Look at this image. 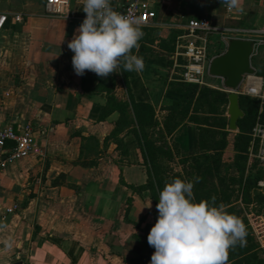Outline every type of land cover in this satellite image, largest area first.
Returning <instances> with one entry per match:
<instances>
[{
	"label": "crops",
	"instance_id": "obj_1",
	"mask_svg": "<svg viewBox=\"0 0 264 264\" xmlns=\"http://www.w3.org/2000/svg\"><path fill=\"white\" fill-rule=\"evenodd\" d=\"M45 1L0 0L7 16L0 32V129L30 122L43 152L9 162L0 172V264H138L149 253L147 235L157 213L149 193L133 189L148 180L138 141L131 127H118V111L107 114L101 76L73 70L67 44L86 15L83 0H67L56 13L46 10ZM149 1L163 38L179 36L191 19H209L220 30L212 37L215 57L228 40L242 38L241 31L264 25V0H240L241 10L230 12L221 0ZM128 2L110 0L116 11ZM154 43L150 53L136 48L144 68L133 71L128 88L162 121L182 100L174 88L179 58ZM252 59L256 73L264 70L261 50ZM115 73V96L128 101L117 68ZM206 82L215 90L224 86L218 77ZM169 140L181 156L201 153L194 123L186 121Z\"/></svg>",
	"mask_w": 264,
	"mask_h": 264
},
{
	"label": "clouds",
	"instance_id": "obj_2",
	"mask_svg": "<svg viewBox=\"0 0 264 264\" xmlns=\"http://www.w3.org/2000/svg\"><path fill=\"white\" fill-rule=\"evenodd\" d=\"M221 2L229 11L241 10L240 0ZM82 11L86 15L67 44L74 72L105 77L121 65L141 72L143 57L132 52L143 36L140 20L114 10L110 0H83ZM192 188V181L175 178L159 192L157 219L147 235L154 248L148 264H226L228 250L245 243L242 220L222 204L197 201ZM3 243L11 247L9 240Z\"/></svg>",
	"mask_w": 264,
	"mask_h": 264
},
{
	"label": "trees",
	"instance_id": "obj_3",
	"mask_svg": "<svg viewBox=\"0 0 264 264\" xmlns=\"http://www.w3.org/2000/svg\"><path fill=\"white\" fill-rule=\"evenodd\" d=\"M177 37L178 35L176 33L172 34L170 37L171 40L167 41L168 43L174 42V46L167 49V44L163 42L164 44L160 47L161 50L173 54L176 51ZM141 43L142 40H139V52L141 54L144 52H153L150 48L148 49L142 46ZM160 43L162 42L160 41ZM135 50L136 48L132 49V52L135 53ZM141 54L139 56H143ZM117 69L127 88L129 100L119 101L115 96L116 81L114 78L112 80L109 79V77L113 76L117 78L116 73L114 75L109 73L105 78L100 77V88L108 95L110 110L107 114L112 111H118L120 113L118 127H131L130 132L134 134L138 141L148 173L147 183L136 188L133 187V189L140 194L142 192H148L156 206L159 192L166 183L171 182L175 178L186 180V177L187 180L193 182V176L204 169L203 160L208 161L216 158L221 163V154H219V151L226 147L228 120L223 115L224 113H220V108L229 104L228 94L206 86L200 87L178 80L174 84V88L182 94V100L169 108L164 119L160 121L156 117V111L151 105L137 103L131 96L128 88V79L133 75V71H125L122 65L118 66ZM258 74L264 76V70L258 71ZM239 105L244 112V117L238 121L239 134L235 138V145L237 147L238 143L241 142L244 144L243 148L247 151L250 142V133L258 112V101L247 96H240ZM191 106H193L192 111H190ZM218 114H220L219 117H217ZM186 121L196 124L200 131L199 145L201 153L198 155L181 156L178 146L169 140L173 132ZM218 135L222 136L221 140L217 139ZM176 158L179 159L178 163L182 167L181 172H176L172 168H164L163 162H174ZM201 174L198 183L196 185L193 184L192 188L195 199L197 201L203 199L214 205H220L217 197H215V200H211V190L204 192V194L198 192L206 188V176L212 173L206 170L205 172H201ZM240 187L243 201L246 205L252 204L253 198L264 201V195L259 194L255 190L254 182L248 180L245 185L241 184ZM224 199V204L230 205L229 198ZM229 212L239 217L240 211H234L233 208H230ZM157 214L158 210L154 216V223L156 222ZM245 239L247 240L243 246L238 242L229 249V264H253L250 257H253L257 264H264V259L260 258L258 253L253 252L255 243L250 232L246 231ZM147 245L149 253L147 256L141 258L138 264H142V261L150 260L151 254L154 252V248L148 242ZM249 255L252 256L249 257Z\"/></svg>",
	"mask_w": 264,
	"mask_h": 264
},
{
	"label": "built area",
	"instance_id": "obj_4",
	"mask_svg": "<svg viewBox=\"0 0 264 264\" xmlns=\"http://www.w3.org/2000/svg\"><path fill=\"white\" fill-rule=\"evenodd\" d=\"M45 6L48 12H63L67 6V0H46ZM118 12L133 19H139L142 28L153 26L157 19L156 10L149 0H129L128 4ZM16 20H19V17H16ZM6 21L7 16L0 13V32ZM219 31L209 19H191L185 24L176 43L175 55L179 58L176 65L179 69L177 73L179 81L202 87L207 85V78H213L209 74L211 60L215 58L211 53V44L212 37ZM241 34L243 37L239 39L253 41V53L261 50L264 54V25L241 31ZM224 91L229 94L226 88ZM236 92L240 96H247L258 101V112L246 153L247 174L248 179L254 182L255 190L264 195V76L256 71L253 75L245 76ZM39 136L30 122L8 125L0 129V172L9 162L42 155ZM13 211L14 209H9L6 213Z\"/></svg>",
	"mask_w": 264,
	"mask_h": 264
},
{
	"label": "rangeland",
	"instance_id": "obj_5",
	"mask_svg": "<svg viewBox=\"0 0 264 264\" xmlns=\"http://www.w3.org/2000/svg\"><path fill=\"white\" fill-rule=\"evenodd\" d=\"M143 36L140 40H142L141 45L145 48H150L155 45V41H161L158 46L161 47L163 42L167 44V49L174 46V42L168 43L167 40H171L170 37L163 38L162 30L155 26H149L142 28ZM161 49V48H160ZM253 59H252V66H253ZM112 75L115 72L111 73ZM117 81L116 77H109V79H113ZM210 79V78H209ZM203 87V86H202ZM224 87V86H223ZM221 86V90L225 89ZM218 90V91H221ZM227 104L225 107H221L220 113H224L223 115L229 120V116L227 114L228 109ZM193 106H191L190 111H192ZM218 114L217 117H219ZM215 117V116H214ZM216 117V118H217ZM228 130V128L226 129ZM239 134V132H231L227 131L226 136V147L225 149L219 151L221 154V163L216 158L211 160H203V168L201 172L211 171V175L206 176V188L202 191H198L201 194L204 192L211 190V197H217L219 203L224 206V210L228 213L230 208H233L234 211H240L239 218L242 220L246 227V231L251 233L253 241L255 243V248L253 252L258 253L259 257L264 259V201L260 199L253 198L252 204L246 205L243 201L241 184L245 185L248 182V174H247V151L243 148V143L239 142L238 146L235 145V138ZM218 140L222 139L221 135H218ZM171 146V145H170ZM175 153V151H174ZM179 159L176 158L174 162H163L164 168L169 169L172 168L176 172H181L182 167L178 163ZM201 172L197 175L193 176V184H197L199 178L201 177ZM201 174V175H200ZM198 178V179H197ZM187 180V177H186ZM193 195L194 191L192 189ZM195 198V197H194ZM229 198L230 205H225V199ZM214 205V204H213ZM231 214V213H230ZM259 228L263 231L260 232ZM247 239H245L246 242ZM230 256V250H228L227 254V261L226 264H229L228 259ZM252 255H249V257ZM151 258V257H150ZM251 261L253 264H257L256 260L253 259ZM148 261H142V264H148ZM252 264V263H251Z\"/></svg>",
	"mask_w": 264,
	"mask_h": 264
},
{
	"label": "water",
	"instance_id": "obj_6",
	"mask_svg": "<svg viewBox=\"0 0 264 264\" xmlns=\"http://www.w3.org/2000/svg\"><path fill=\"white\" fill-rule=\"evenodd\" d=\"M253 51L252 40L231 38L228 40L225 52L213 58L209 66V74L224 79V86L229 90L227 114L231 131L238 130V121L244 117L239 105L240 95L236 89L245 76L255 73L252 66Z\"/></svg>",
	"mask_w": 264,
	"mask_h": 264
}]
</instances>
